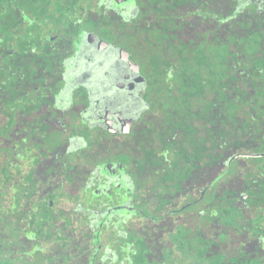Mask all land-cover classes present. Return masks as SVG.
Segmentation results:
<instances>
[{"label":"flooded vegetation","instance_id":"1","mask_svg":"<svg viewBox=\"0 0 264 264\" xmlns=\"http://www.w3.org/2000/svg\"><path fill=\"white\" fill-rule=\"evenodd\" d=\"M0 264H264V0H0Z\"/></svg>","mask_w":264,"mask_h":264}]
</instances>
